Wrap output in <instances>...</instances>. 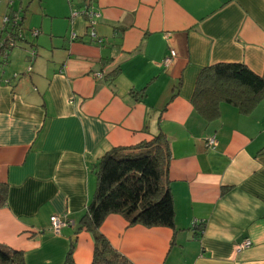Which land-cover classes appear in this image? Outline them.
<instances>
[{
	"label": "crops",
	"instance_id": "crops-1",
	"mask_svg": "<svg viewBox=\"0 0 264 264\" xmlns=\"http://www.w3.org/2000/svg\"><path fill=\"white\" fill-rule=\"evenodd\" d=\"M40 1L0 0V29L11 6L36 31L0 63V245L25 264H63L72 245L91 264L80 218L99 159L162 135L174 226L111 213L98 231L131 264H264V98L249 113L222 103L212 121L191 103L206 66L264 73V0H92L91 22L71 17L82 0ZM51 215L70 224L55 234Z\"/></svg>",
	"mask_w": 264,
	"mask_h": 264
},
{
	"label": "trees",
	"instance_id": "trees-1",
	"mask_svg": "<svg viewBox=\"0 0 264 264\" xmlns=\"http://www.w3.org/2000/svg\"><path fill=\"white\" fill-rule=\"evenodd\" d=\"M82 1L83 6L92 5V0ZM7 2L11 3V0ZM11 8L4 15L8 17L5 28L10 29L15 38L7 46L6 53L1 51L2 64L8 62L9 52L17 41L24 40L23 16L17 17ZM262 98L264 73H254L242 63L220 62L201 69L196 78L191 103L206 121H212L220 116L222 103L236 106L241 113H249ZM169 158V144L162 135H158L137 147L106 152L99 159L95 167L96 189L80 218L81 226L94 237L91 264H131L98 231L108 214H121L130 224L174 226L172 195L164 182ZM4 202L5 186L0 182V206ZM202 226L203 222L198 224V228ZM72 247L63 264H74ZM0 264H25L23 253L0 245Z\"/></svg>",
	"mask_w": 264,
	"mask_h": 264
},
{
	"label": "built area",
	"instance_id": "built-area-1",
	"mask_svg": "<svg viewBox=\"0 0 264 264\" xmlns=\"http://www.w3.org/2000/svg\"><path fill=\"white\" fill-rule=\"evenodd\" d=\"M77 15H85L88 20L91 22L92 21V18L93 16H97L99 15L98 13H96L93 8L91 6H88V5H84L82 7V9L80 10H72L71 11V17H74V16H77ZM2 28L0 29V54H1V51L6 53L8 51V45L10 46L12 41L14 40L15 36L13 35V32L10 31V29L8 28H5V26L7 25L8 23V17L7 16H4L3 19H2ZM8 29V30H6ZM34 34H36V31L34 32ZM6 45V46H4ZM4 47V49L2 48ZM35 54V50L32 49L31 52H30V55L31 56H34ZM174 56V51H170L169 52V55L167 57L164 58L163 60V64L164 65H168V63L170 62V59ZM30 71V67L27 68V72ZM97 75H99V73H97ZM101 76V75H100ZM207 144L209 147H212L214 148L216 146V139L214 136H211L208 138L207 140ZM70 224V221H68L67 219H62L60 218L58 215H51L49 217V228L50 230L55 233V234H59L60 233V230L63 226L65 225H68ZM250 244V242L248 240H244L242 241L241 243H239L237 245V250L240 251L241 249L245 248V247H248Z\"/></svg>",
	"mask_w": 264,
	"mask_h": 264
},
{
	"label": "rangeland",
	"instance_id": "rangeland-1",
	"mask_svg": "<svg viewBox=\"0 0 264 264\" xmlns=\"http://www.w3.org/2000/svg\"><path fill=\"white\" fill-rule=\"evenodd\" d=\"M6 1H8V0H6ZM22 2H24V0H21ZM12 2H14V4H16V6H18V0H12ZM41 2V5L42 6H46V4L48 5V6H53V5H66L67 4V0H41L40 1ZM17 9V8H16ZM20 10V9H19ZM32 29V28H31ZM31 29H25V28H23V30H22V34H23V36H24V38H26V33H28V31L30 32V33H28V34H30V36H32V37H35V35H34V31L33 30H31ZM24 44V42L23 41H21V40H18L17 41V43H16V46L15 47H13L11 50H10V54H12V52H16V51H20L22 48H21V46ZM28 52V54H29V50L27 51ZM0 59H1V56H0Z\"/></svg>",
	"mask_w": 264,
	"mask_h": 264
},
{
	"label": "water",
	"instance_id": "water-1",
	"mask_svg": "<svg viewBox=\"0 0 264 264\" xmlns=\"http://www.w3.org/2000/svg\"><path fill=\"white\" fill-rule=\"evenodd\" d=\"M79 228H80V225L77 224V225H76V228H75V232H77Z\"/></svg>",
	"mask_w": 264,
	"mask_h": 264
}]
</instances>
